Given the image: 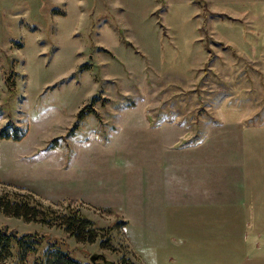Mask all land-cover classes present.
Listing matches in <instances>:
<instances>
[{
  "label": "rangeland",
  "instance_id": "1",
  "mask_svg": "<svg viewBox=\"0 0 264 264\" xmlns=\"http://www.w3.org/2000/svg\"><path fill=\"white\" fill-rule=\"evenodd\" d=\"M0 108V129L12 119L24 133L0 140V196L76 210L112 229L111 248L1 212L0 228L45 235L84 263L180 264L145 251L125 221L147 191L170 199L191 181L176 168L186 146L215 141L218 165L261 140L247 157L264 163V0L0 3Z\"/></svg>",
  "mask_w": 264,
  "mask_h": 264
},
{
  "label": "crops",
  "instance_id": "2",
  "mask_svg": "<svg viewBox=\"0 0 264 264\" xmlns=\"http://www.w3.org/2000/svg\"><path fill=\"white\" fill-rule=\"evenodd\" d=\"M229 142L224 140L226 145ZM239 144H245V149L238 152L245 159L229 163L234 157L223 156L218 165L215 141L186 146L180 154L191 156L177 161L176 168L179 180L191 181L179 184L170 199L161 186L147 191L143 210L135 211L133 219L125 221L127 231L135 224L132 239L138 229H143L145 251L157 260L174 253L180 264H264V163L261 157H247L262 142L244 140ZM205 147L207 150H200ZM159 165L162 171L166 164L160 160ZM238 167L241 170L232 177L233 168ZM217 169L223 170L227 182L224 188H217ZM200 173H204L201 181Z\"/></svg>",
  "mask_w": 264,
  "mask_h": 264
},
{
  "label": "trees",
  "instance_id": "3",
  "mask_svg": "<svg viewBox=\"0 0 264 264\" xmlns=\"http://www.w3.org/2000/svg\"><path fill=\"white\" fill-rule=\"evenodd\" d=\"M83 113L84 111H81V116ZM23 134L16 122L9 119L0 129V140L19 141ZM0 212L24 221L58 227L77 243L93 244L101 238L99 247L106 250L111 248V228L103 230L104 234L101 235L103 231L95 228L90 219L69 207L59 212L50 206L35 202L29 195L28 199L23 201L0 196ZM30 257L33 258L31 264H90L75 259L61 243L45 235L18 234L0 228V264H28ZM121 262L128 264L123 260Z\"/></svg>",
  "mask_w": 264,
  "mask_h": 264
},
{
  "label": "water",
  "instance_id": "4",
  "mask_svg": "<svg viewBox=\"0 0 264 264\" xmlns=\"http://www.w3.org/2000/svg\"><path fill=\"white\" fill-rule=\"evenodd\" d=\"M90 264H112V262L107 261L103 254H93L89 258Z\"/></svg>",
  "mask_w": 264,
  "mask_h": 264
}]
</instances>
